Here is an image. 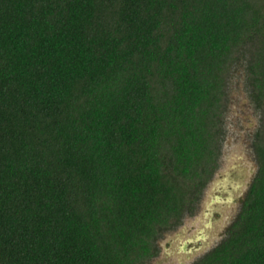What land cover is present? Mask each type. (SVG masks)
<instances>
[{
    "label": "trees",
    "instance_id": "1",
    "mask_svg": "<svg viewBox=\"0 0 264 264\" xmlns=\"http://www.w3.org/2000/svg\"><path fill=\"white\" fill-rule=\"evenodd\" d=\"M246 61L257 172L195 264H264V0H0V264H146L219 167Z\"/></svg>",
    "mask_w": 264,
    "mask_h": 264
},
{
    "label": "rangeland",
    "instance_id": "2",
    "mask_svg": "<svg viewBox=\"0 0 264 264\" xmlns=\"http://www.w3.org/2000/svg\"><path fill=\"white\" fill-rule=\"evenodd\" d=\"M246 61L235 65L227 81L219 167L182 224L164 231L158 254L146 264H195L228 237L258 166L254 150L262 110L252 97Z\"/></svg>",
    "mask_w": 264,
    "mask_h": 264
}]
</instances>
